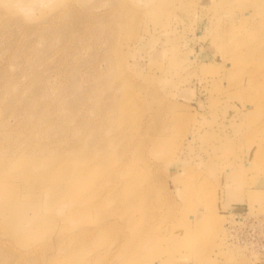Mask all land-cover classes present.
<instances>
[{
  "label": "rangeland",
  "instance_id": "1",
  "mask_svg": "<svg viewBox=\"0 0 264 264\" xmlns=\"http://www.w3.org/2000/svg\"><path fill=\"white\" fill-rule=\"evenodd\" d=\"M260 176L264 0H0V264H264Z\"/></svg>",
  "mask_w": 264,
  "mask_h": 264
},
{
  "label": "built area",
  "instance_id": "2",
  "mask_svg": "<svg viewBox=\"0 0 264 264\" xmlns=\"http://www.w3.org/2000/svg\"><path fill=\"white\" fill-rule=\"evenodd\" d=\"M232 215L225 228L229 243L245 246L250 253L264 254V217H250L247 213Z\"/></svg>",
  "mask_w": 264,
  "mask_h": 264
},
{
  "label": "crops",
  "instance_id": "3",
  "mask_svg": "<svg viewBox=\"0 0 264 264\" xmlns=\"http://www.w3.org/2000/svg\"><path fill=\"white\" fill-rule=\"evenodd\" d=\"M231 172H232V170H231ZM227 173L230 174V172H227ZM226 176L228 177L229 175H226ZM226 182H229V180H226ZM224 184H225V182H224ZM253 187H255V188H253ZM251 189L252 190H255V189L256 190H264V179H263L262 176L256 177L253 180V184H252V188ZM235 198H236V196L234 195L233 199H235ZM242 201H244V200H242ZM242 201L240 200L239 202H237L235 204L229 205L230 207H228V210L232 211L234 213H237V214L244 213L246 206H245V203L242 202Z\"/></svg>",
  "mask_w": 264,
  "mask_h": 264
},
{
  "label": "bare ground",
  "instance_id": "4",
  "mask_svg": "<svg viewBox=\"0 0 264 264\" xmlns=\"http://www.w3.org/2000/svg\"><path fill=\"white\" fill-rule=\"evenodd\" d=\"M229 36H227V41H229V42H231V44H230V48H228L229 50H231V52H233L235 55H238L239 56V54L240 55H244L242 52V50L241 49H239V44H241V43H243V42H245L244 40H242V41H235V39L234 38H232L231 36H230V38H228ZM230 39V40H229ZM238 45V46H237ZM242 45V44H241ZM240 45V46H241ZM233 46H237L238 47V49L237 48H234ZM229 47V46H228ZM248 48V47H247ZM251 49H256V46H253ZM247 50H249V52L248 53H250L251 52V50L250 49H247ZM232 64V63H231ZM237 87H239V86H237ZM5 208H8V209H11L12 208V205H10V204H7V205H5L4 206ZM3 207V208H4Z\"/></svg>",
  "mask_w": 264,
  "mask_h": 264
}]
</instances>
